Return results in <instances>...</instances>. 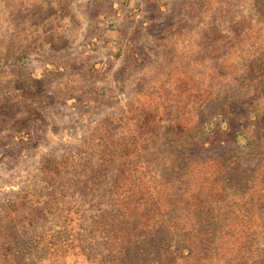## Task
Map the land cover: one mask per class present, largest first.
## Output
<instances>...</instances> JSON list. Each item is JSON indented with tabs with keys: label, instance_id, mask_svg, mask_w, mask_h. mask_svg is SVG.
Masks as SVG:
<instances>
[{
	"label": "rangeland",
	"instance_id": "obj_1",
	"mask_svg": "<svg viewBox=\"0 0 264 264\" xmlns=\"http://www.w3.org/2000/svg\"><path fill=\"white\" fill-rule=\"evenodd\" d=\"M0 264H264V0H0Z\"/></svg>",
	"mask_w": 264,
	"mask_h": 264
}]
</instances>
